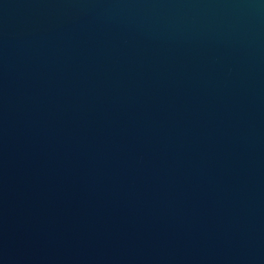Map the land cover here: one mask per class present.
Instances as JSON below:
<instances>
[{"label":"water","instance_id":"obj_1","mask_svg":"<svg viewBox=\"0 0 264 264\" xmlns=\"http://www.w3.org/2000/svg\"><path fill=\"white\" fill-rule=\"evenodd\" d=\"M0 264H264V0H0Z\"/></svg>","mask_w":264,"mask_h":264}]
</instances>
